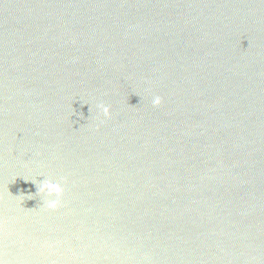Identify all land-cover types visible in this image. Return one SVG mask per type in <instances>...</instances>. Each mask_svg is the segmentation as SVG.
I'll list each match as a JSON object with an SVG mask.
<instances>
[{"label":"water","instance_id":"1","mask_svg":"<svg viewBox=\"0 0 264 264\" xmlns=\"http://www.w3.org/2000/svg\"><path fill=\"white\" fill-rule=\"evenodd\" d=\"M0 256L264 264V0H0Z\"/></svg>","mask_w":264,"mask_h":264},{"label":"clouds","instance_id":"2","mask_svg":"<svg viewBox=\"0 0 264 264\" xmlns=\"http://www.w3.org/2000/svg\"><path fill=\"white\" fill-rule=\"evenodd\" d=\"M163 102V99L161 96H154L152 98V105L153 107H158L161 105ZM97 108L100 113L105 118H110L111 117V109L110 106L106 104H98ZM103 123V121H101ZM26 182L27 181H32L33 183L36 184L37 187V195H40L43 197L42 201V207L49 209V210H56L59 208L62 204V197L64 194V186H63V178H61L60 181H54L49 178H44L43 181H37V180H29V179H24ZM29 199H31V196H28ZM0 264H9V261L3 256H0Z\"/></svg>","mask_w":264,"mask_h":264}]
</instances>
